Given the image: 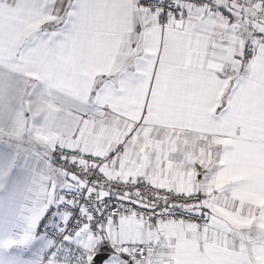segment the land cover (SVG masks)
Returning <instances> with one entry per match:
<instances>
[{"label": "snow or ice", "instance_id": "obj_1", "mask_svg": "<svg viewBox=\"0 0 264 264\" xmlns=\"http://www.w3.org/2000/svg\"><path fill=\"white\" fill-rule=\"evenodd\" d=\"M0 264H264V0H0Z\"/></svg>", "mask_w": 264, "mask_h": 264}]
</instances>
